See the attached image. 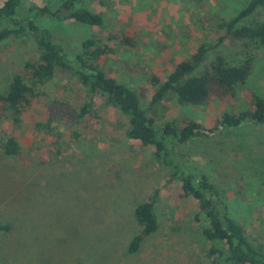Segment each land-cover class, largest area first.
Segmentation results:
<instances>
[{"label":"rangeland","instance_id":"rangeland-1","mask_svg":"<svg viewBox=\"0 0 264 264\" xmlns=\"http://www.w3.org/2000/svg\"><path fill=\"white\" fill-rule=\"evenodd\" d=\"M2 0H0L1 2ZM58 4L59 0H26L27 5ZM244 0H113L105 14L107 27H122L139 40L135 49L109 60L115 76L135 86L150 75L163 82L178 61L186 59L206 33L202 19L225 12L233 15ZM104 10L100 0H84ZM105 11V10H104ZM264 18V11L262 12ZM56 43L78 49L91 35L105 34L78 24L49 22ZM116 28V30H119ZM242 90L227 102L204 108L179 107L165 99L151 111L158 123L187 117L200 123L201 136L180 145L188 172L208 177L222 191L230 217L242 224L250 239L264 244V126L207 131L226 110L248 106L250 93L264 99V50ZM35 56L27 38L0 42V91L23 62ZM128 67V68H127ZM38 106L56 117L57 140L41 138L33 129L32 110L19 128L5 124L21 146L15 158L0 154V220L10 231L0 237L4 264H211V244L203 234L202 215L165 187L167 169L150 146L126 138V118L98 100L91 117L78 118L85 94L68 74L58 73L40 89ZM55 142V143H54ZM158 191V230L134 251L138 233L135 207ZM218 264H228L225 262Z\"/></svg>","mask_w":264,"mask_h":264},{"label":"trees","instance_id":"trees-1","mask_svg":"<svg viewBox=\"0 0 264 264\" xmlns=\"http://www.w3.org/2000/svg\"><path fill=\"white\" fill-rule=\"evenodd\" d=\"M100 3L105 11L86 7L84 0H59L56 5L48 1L41 5H27L26 0L0 2V42L27 38L35 51V56L24 61L0 91V154L6 158L20 155L19 142L3 126L19 128L32 110L38 116L33 125L37 135L59 138L55 114L38 106V102L40 89L58 73H66L87 100L80 105L78 118L91 117L98 100L103 107L116 109L126 118V138L150 146L167 169L165 187L177 188L180 198L193 204L197 211L195 221L205 217L203 234L211 244V264H264V244L250 239L242 224L230 217L220 188L207 176L192 174L185 168L180 145L203 135L204 127L187 117L158 123L150 116L153 108L165 99H173L179 107L204 108L213 101L227 102L242 90L253 71L254 51L264 50V0H244L231 16L224 11L210 16L205 12L199 19L200 13L196 12V27L206 33L207 39L199 41L186 59L178 61L163 82L150 75L147 84L137 86L116 78L118 70L109 66V60L135 49L139 40L126 35L122 27H107L104 16L114 2ZM49 22L105 29V34L91 35L78 49L68 50L55 42L47 27ZM249 99L248 106L237 112L226 109L207 131L264 126V99L254 93H250ZM158 198L156 191L135 207L138 233L129 248L131 252L158 230ZM10 229L0 220V237ZM0 264L4 263L0 260Z\"/></svg>","mask_w":264,"mask_h":264}]
</instances>
